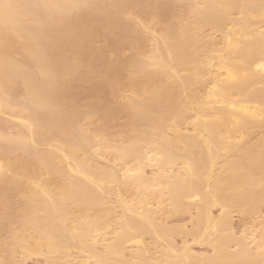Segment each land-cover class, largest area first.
Segmentation results:
<instances>
[{
  "label": "bare ground",
  "instance_id": "obj_1",
  "mask_svg": "<svg viewBox=\"0 0 264 264\" xmlns=\"http://www.w3.org/2000/svg\"><path fill=\"white\" fill-rule=\"evenodd\" d=\"M177 1V16L170 0H8L0 10V117L21 127L0 130V264L17 252L48 264H190L193 245L214 249L203 264H264V227L251 233L254 251L218 236L233 207L249 214L264 199V0ZM110 97L123 99L117 110ZM122 112L126 136L110 131ZM250 128L263 135L244 146ZM186 215L191 229L169 224ZM179 235L193 243L178 246Z\"/></svg>",
  "mask_w": 264,
  "mask_h": 264
},
{
  "label": "rangeland",
  "instance_id": "obj_2",
  "mask_svg": "<svg viewBox=\"0 0 264 264\" xmlns=\"http://www.w3.org/2000/svg\"><path fill=\"white\" fill-rule=\"evenodd\" d=\"M168 1V0H167ZM170 1H172L173 3H174V5H173V11L175 10V12H174V15H173V12H171L172 14H171V16H177V14L179 13H181L180 11H182L183 9H182V5L183 4H181V2L179 3L177 0H170ZM177 2V3H176ZM177 5H178V8L180 9H175L176 7H177ZM181 7V8H180ZM178 14V15H179ZM174 18V17H173ZM159 28H161V27H159ZM158 28V30H157V27H156V29H155V27L154 28H152L155 32L154 33H157V34H159V29ZM153 30H152V33H153ZM158 31V32H157ZM153 33V34H154ZM152 34V35H153ZM156 34V35H157ZM219 36V35H218ZM104 41V42H103ZM152 40L149 38V39H147V41L145 42V44H144V48L146 49H144L146 52H147V49H148V51H150L151 50V46H153V42H151ZM106 41L103 39V40H100L99 39V41H98V43L96 42V45H98V47L99 48H101V50L102 49H104L105 50V48H106V52L107 53H104V50H102L103 51V61H104V58H106L107 60H105V64L106 63H109V64H112V59H114L113 61H115V58H117V57H115V54L114 53H111L112 51L110 50V47L108 46V48L106 47L108 44L107 43H105ZM147 45V46H146ZM103 47V48H102ZM131 48V46H129V45H127V46H124V48H123V50L120 52V53H122V56H121V54H120V56L119 57H123V58H120V59H122L121 61L122 62H124L125 64H126V62H127V65L125 66V64L123 63V65H124V67H123V69H122V77L123 76H125L126 77V75H129V73H128V71H129V67L131 66V60H132V58H133V56H134V50L132 51V48ZM110 52H109V51ZM132 53H133V56H132ZM106 54V55H105ZM104 56H106V57H104ZM129 57H131V60H130V58ZM102 59H100V60H102ZM99 60V61H100ZM99 61H97V62H99ZM103 61H100V63H101V65H102V62ZM130 63H129V62ZM113 63H115V62H113ZM96 64V63H95ZM128 64H130V65H128ZM98 65V67L95 65V67H97V68H99L100 66H99V64H97ZM127 67H128V70H127ZM124 69H125V72L126 73H124ZM128 73V74H127ZM125 74V75H124ZM78 87L76 86V89H77ZM87 94H88V96H89V98L87 99V95L85 94V92H83L84 93V95H85V97H84V95L83 96H81V98H80V100H78V103H79V105L82 107V108H86V105H88V103L90 102V100L92 99V96H93V91H91L90 89H87ZM84 97V98H83ZM78 98V99H79ZM83 98V99H82ZM111 98V97H110ZM108 100V99H107ZM106 100V101H107ZM123 99H121L120 97H112L111 98V100L109 99V102L107 101V103L106 104H109V106H107L106 108H108V109H110L111 107H113V108H116V109H111V111H114V110H117L118 108H117V106H119L118 105V103L120 104V102L122 101ZM101 102L103 103L104 102V98L101 100ZM100 102V103H101ZM111 103V104H110ZM106 104L104 105V103H103V105L104 106H106ZM116 104V105H115ZM101 105V104H100ZM116 106V107H115ZM101 107H103V106H101ZM103 110H104V112H105V108L103 107L102 108ZM108 109L106 110V111H108ZM103 112V111H102ZM101 112V113H102ZM124 112V111H123ZM122 112V114H118L117 116V118H116V115H115V117L113 118L114 120H112V126H111V124H110V131L113 133V134H116V135H118V134H120V135H122V134H124L123 136H126L127 134H128V129H127V126L125 125L126 124V116L128 115L127 114V112H125V113H123ZM127 114V115H126ZM101 116V115H100ZM11 117L10 116H6V115H3V116H1L0 117V119H1V123H0V130L5 134V132H6V134H8V135H12V134H16V133H18L20 130H21V127H18V125H16V123L15 122H13L14 120L13 119H10ZM98 118H100V119H98ZM97 119V120H96ZM3 120V121H2ZM5 120V121H4ZM99 120H101V122H103V120H102V118L101 117H99V116H97V118H95V120H94V123H95V121H96V123L94 124L93 123V125L92 126H94L93 128H95L96 130H100L101 129V127L103 126V124H101V122L99 121ZM99 121V122H98ZM1 125H2V127H1ZM14 125H16L17 126V128H19V130L17 131V128H16V130L14 129V127H16V126H14ZM139 129H142L141 127H138ZM251 130H249L248 129V131L249 132H251L252 131V128H250ZM255 130H257V131H254V129H253V131H252V133L251 134H249L248 136H247V139H248V137L251 135V137L248 139V141H250V142H246L245 141V143H244V146H246L247 144H253V141H251V140H254V141H256V138H257V140H258V137L260 138V136H262L263 134H264V131H261L262 129H260V131L261 132H263V134H260L259 133V131H258V129H255ZM264 130V129H263ZM244 132V133H243ZM248 132V133H249ZM246 133V134H245ZM243 134H245V138H246V135H247V132H246V130H243L242 132H241V135H243ZM260 134V135H259ZM259 135V136H258ZM251 139V140H250ZM243 140H244V138H243ZM243 140H241V141H243ZM246 140V139H245ZM240 141V142H241ZM242 143V142H241ZM241 143L239 144V147L241 148H243L244 146H240L241 145ZM1 146H5L6 144L5 143H1L0 144ZM42 148H44V147H42ZM41 148V149H42ZM46 148V147H45ZM44 148V149H45ZM47 149V148H46ZM238 153V152H237ZM225 154V153H224ZM227 155V154H226ZM237 155V154H236ZM239 155V154H238ZM14 157L15 156H12V159H14ZM248 165V164H247ZM246 165V163H245V165L244 166H247ZM147 171V173L148 172H151V169L150 168H148V170H146ZM148 174H150V173H148ZM256 175H258V174H256ZM261 175H264V172H262V174ZM258 176H260V174L258 175ZM246 188H242L241 189V191H240V193L239 192H236L235 194H234V196L237 194V193H239L238 194V196H239V198L238 199H245L248 195H249V193H250V191H248V190H245ZM245 190V191H244ZM258 191H259V187H255V188H253V194L255 193H258ZM242 192H243V197L241 196V194H242ZM233 194V193H232ZM16 195V194H15ZM15 195H11L10 196V198H11V201H12V205H13V213H14V207H16L17 209L19 208V206L18 205H21L20 203L18 204L17 202L19 201V200H21V199H18V196H16V197H13V196H15ZM230 195H231V193H230ZM20 198V197H19ZM237 198H235V199H237ZM19 202H21V201H19ZM18 204V205H17ZM258 205L257 206V208H256V210H252V212H250L249 214H244L243 212H242V209H243V207L242 206H238V207H233L232 208V210H231V212L229 211V215H230V223H231V230H229V231H227L228 229H226V228H222V227H220L219 228V230H220V235L218 234V236H222V234H223V236H227L228 234H230L231 233V235L233 234V238H235V239H233V240H235L236 241V238H237V241H238V243H237V241H236V244H240L239 242H241V244L243 243V244H246L247 245V247L248 248H250V249H252L253 251L255 250V244L254 245H252V236H253V234L254 235H256V237L257 238H260V235L262 234V229H261V227L263 228L264 227V199H262V200H259V198L258 197H256V199H255V201L252 203V205ZM18 207H17V206ZM11 208H12V206H11ZM16 209V210H17ZM221 208H217V207H214V208H211V211H212V213H213V215H214V217H216V218H218V216H220V213H221V211L222 210H220ZM230 209V208H229ZM228 209V210H229ZM15 210V211H16ZM194 210L195 209H193V211H192V213L193 214H195L196 213V211L194 212ZM220 210V211H219ZM227 210V209H226ZM15 214H17V213H15ZM169 224H171L172 226H175L176 228H179L181 225H183V224H186L187 225V227L189 228V229H191L192 228V224H191V221H190V217H189V215H186V216H182L181 218H178V219H175V220H170L169 221ZM262 225V226H261ZM5 230H7L8 231V229H5ZM9 232V231H8ZM5 233V231L3 232V234ZM251 233H253L252 235H251ZM259 233V234H258ZM7 235H5V237L6 236H8L9 234L8 233H6ZM222 236V237H223ZM4 237V239H6ZM2 239H3V237H2ZM8 240H9V238H7ZM244 239V240H243ZM175 243H177V245L178 246H183V244L182 243H188V244H190V243H193V239L192 238H190V237H184V235H179V236H176V238H175ZM232 240V241H233ZM230 242L229 244H228V246H226L227 247V250L229 251V252H231V253H235L236 251H238V249H239V247H238V245H236V244H234L233 242ZM193 253H194V255L197 257V258H199V259H197V260H199L198 262H199V264H203L205 261H206V259L209 261H211L212 259H214V258H216V253L213 251L214 249L211 247V246H207V245H204V246H199V245H193ZM254 248V249H253ZM11 257H13V259H10V257L8 258L9 260H11L12 262H13V264H48V263H46V262H44L45 260H43V258L41 259H39V258H36V257H31V258H28V259H25L22 255H21V253L19 252H17V253H15V255L14 256H11ZM206 258V259H205ZM225 257H218L217 259H215L216 261H217V263L216 264H231L230 262L229 263H227L229 260H227V259H224ZM197 260L195 259V260H193L192 262H190V264H198L197 263ZM262 260V259H261ZM194 262V263H193ZM247 264L246 263V258H243V259H241V262H239L238 264ZM168 264H173V263H168ZM252 264H263V263H261L260 262V260H255V262L254 263H252Z\"/></svg>",
  "mask_w": 264,
  "mask_h": 264
},
{
  "label": "snow or ice",
  "instance_id": "obj_3",
  "mask_svg": "<svg viewBox=\"0 0 264 264\" xmlns=\"http://www.w3.org/2000/svg\"><path fill=\"white\" fill-rule=\"evenodd\" d=\"M14 5H12L11 3L8 2V0H0V10H8L10 8H12ZM81 7H89L90 5L88 4H83L80 5ZM261 69H264V64L260 65ZM9 140L6 137H0V143H8Z\"/></svg>",
  "mask_w": 264,
  "mask_h": 264
}]
</instances>
